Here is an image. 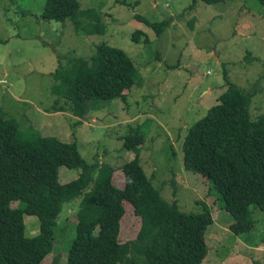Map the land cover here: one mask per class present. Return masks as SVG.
Returning <instances> with one entry per match:
<instances>
[{"label":"rangeland","instance_id":"1","mask_svg":"<svg viewBox=\"0 0 264 264\" xmlns=\"http://www.w3.org/2000/svg\"><path fill=\"white\" fill-rule=\"evenodd\" d=\"M46 1L0 0V110L21 130L32 128L43 136L76 142L88 168L79 163L63 166L59 182L66 185L84 174L90 183L79 200L64 209L60 242L41 264H52L58 254L60 264H67L78 210L96 182L111 177L124 188L121 168L135 157L124 143L138 130L144 138V171L163 200L176 202L185 215L202 214L205 208L211 214L213 223L205 237L208 256L202 264H264V212L250 206L252 233H230L233 219L221 210L212 183L186 170L183 162L188 130L217 105L226 83L252 95L253 121L264 115V7L257 0L217 5L193 0H75L80 10L99 14L105 26L104 34L83 35L76 33L71 20H41ZM162 27L158 34L156 29ZM141 34L140 42L133 40ZM102 44L123 50L131 59L136 84L126 100L93 101L82 119L70 112H51L58 100L55 74L76 59L88 60ZM13 193L21 194L22 189L14 185ZM125 210L121 264L131 256L141 229L130 204ZM23 222L25 237L38 236L35 217L24 216Z\"/></svg>","mask_w":264,"mask_h":264},{"label":"trees","instance_id":"2","mask_svg":"<svg viewBox=\"0 0 264 264\" xmlns=\"http://www.w3.org/2000/svg\"><path fill=\"white\" fill-rule=\"evenodd\" d=\"M197 1L217 5L226 0H193L194 4ZM257 1L264 7V0ZM40 19L71 20L77 34L105 33L101 16L80 10L75 0H47ZM143 36L134 35L133 40L140 42ZM130 66L131 59L123 50L99 45L88 60L76 59L55 74L58 100L51 112H70L82 119L93 101L126 100L136 84ZM251 100L252 95L226 83L217 105L191 126L183 141L185 169L210 180L223 203L221 210L233 219L228 230L238 237L254 229L250 206L264 212V115L257 121L250 118ZM143 142L139 130L126 137L125 148L135 157L121 168L124 188L117 187L111 177L96 182L78 210L67 264H121L126 251L120 242L126 203L140 219L141 229L123 264H202L207 258L205 237L213 223L210 212L205 208L202 214L185 215L176 202L171 205L163 200L144 171ZM78 163L88 168L76 142L43 136L32 128L21 130L0 110V264H41L53 253L60 242L64 209L78 201L90 183L84 174L66 185L59 182L60 168ZM14 185L22 189L21 194L14 195ZM24 216L38 220V236L25 237ZM60 261L61 256L55 255L52 264Z\"/></svg>","mask_w":264,"mask_h":264}]
</instances>
